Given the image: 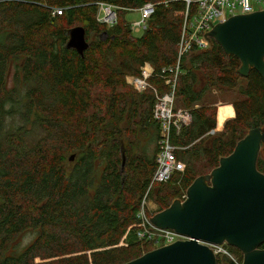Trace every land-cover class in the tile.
I'll return each mask as SVG.
<instances>
[{"label": "trees", "instance_id": "1", "mask_svg": "<svg viewBox=\"0 0 264 264\" xmlns=\"http://www.w3.org/2000/svg\"><path fill=\"white\" fill-rule=\"evenodd\" d=\"M97 2L118 7L116 23L97 20ZM146 2L156 3L154 13L136 37L119 10ZM184 9L183 0H0V264H121L154 248L136 228L119 244L137 221L159 137L153 91H137L126 76L145 62L156 72L176 62ZM77 25L88 42L83 55L66 46ZM237 66L213 39L181 58L175 102L184 107H175L188 109L191 121L172 142L183 147L175 154L186 173L178 190L158 183L155 212L182 198L201 151L215 167L248 128L264 123V78L254 68L223 130L209 133L216 107H196L209 88H235ZM148 82L168 89L159 76ZM231 115V105L220 107L218 125ZM256 167L264 173V155Z\"/></svg>", "mask_w": 264, "mask_h": 264}, {"label": "water", "instance_id": "2", "mask_svg": "<svg viewBox=\"0 0 264 264\" xmlns=\"http://www.w3.org/2000/svg\"><path fill=\"white\" fill-rule=\"evenodd\" d=\"M225 54L240 59L237 72L245 77L250 67L264 78V8L235 14L216 23L207 33ZM66 46L80 55L88 47L84 27L70 29ZM264 130L249 129L232 151L221 156L207 174L196 176L184 199L150 217L159 228L190 236L161 245L121 264H217L212 250L197 239L226 243L242 253V264H264V173L256 167ZM74 154L69 156L73 161ZM124 159L122 158L121 169Z\"/></svg>", "mask_w": 264, "mask_h": 264}, {"label": "built area", "instance_id": "3", "mask_svg": "<svg viewBox=\"0 0 264 264\" xmlns=\"http://www.w3.org/2000/svg\"><path fill=\"white\" fill-rule=\"evenodd\" d=\"M185 9L182 17L180 36L177 42L176 62L169 67H163L159 72L145 62L140 66V74H129L126 76V82L137 91H144L150 88L154 95V104L152 108L153 118L159 124V137L157 139V153L155 157L156 167L148 184L147 192L157 183L167 182L173 173L183 172L184 164L176 157V150L183 147L177 146L172 142V133H178L180 127L187 125L191 121V115L188 109L176 108L175 91L178 76L181 73V58L189 53L193 48L207 49L211 44V38L206 33L216 24L225 21L228 17L249 13L258 9L255 5L264 4V0H183ZM154 2H146L137 8H127V10L137 9L140 18L129 24L133 32L146 29L147 20L154 13ZM98 13L97 20L107 26H112L117 21V6L97 2ZM61 8H52V14H58ZM159 76L168 89L159 92L158 89L148 82V78ZM213 130L210 132L212 133ZM209 132V133H210ZM185 194L181 199H184ZM151 213L148 212L145 205V196L140 200L136 217L137 221L131 224V228H136L138 239L151 241L154 246L162 243L163 245L172 243L176 240L190 239V236L177 232L169 228L156 227L150 220ZM201 244L209 247L221 264H242L241 259L223 243H213L207 240L197 239Z\"/></svg>", "mask_w": 264, "mask_h": 264}, {"label": "rangeland", "instance_id": "4", "mask_svg": "<svg viewBox=\"0 0 264 264\" xmlns=\"http://www.w3.org/2000/svg\"><path fill=\"white\" fill-rule=\"evenodd\" d=\"M255 6L257 8H264V4H259V5H255ZM119 14H120V18L124 22L128 23L129 29H130V25L129 24L133 23L134 21H136V20H138L140 18V13H139V11L137 9L126 10V11L125 10H119ZM142 33H143V30H141V31L140 30L139 31H135L134 30L132 32L133 36H136V37L142 35ZM245 85H246V80H245L244 77L241 76L238 79V84H237V86L235 88H228V87H223L221 89L216 88V87L209 88V89H207V91H206L201 103L196 105V107H204V108H207L210 112H212L213 111V107L217 108V106L219 104L229 103V104H232V106H233V103H238L242 98H244L238 93V86L244 87ZM176 105L179 106V107H184L182 102H181L180 97H177V100L175 102V106ZM217 131H214V133H216ZM211 134H213V133H211ZM207 143H208V140H207ZM207 143L204 142L203 140H200V141L198 140L196 145H197V147H199L201 149V147L207 146ZM149 149H152V144L149 147ZM261 155H264V154H261ZM183 164H184V170H183V172H181L179 174L178 179L175 180L173 178L168 183H162L161 184L162 187L170 185V186L173 187L172 189H174V190H178V189L181 188V179H182V176H184V174L186 173V163H185V161H183ZM190 166L194 170V173H199L198 175L207 174V173H209L212 170V168H214L213 163H211L209 161V159L207 158L206 154L203 153V151H201L200 156L197 159H193L191 161ZM147 188H146V191H147ZM146 191H145V193H146ZM162 191L163 190L158 186V183H157V185H153L151 187V189L147 192L146 195H145V193L143 194L142 198L145 196V205H146V208H147L149 213H151V214L156 213L155 211L159 207V204L156 202L155 198L158 196L159 192H162ZM129 234H130L129 231L125 233L123 239L119 243L120 245L127 244V240L129 238ZM161 245H163V244L160 243L159 245H156V246L153 245V246H154V248H156V247H159ZM224 246L227 249H229L228 244L224 243ZM231 251L233 253L236 252L233 249H231Z\"/></svg>", "mask_w": 264, "mask_h": 264}, {"label": "flooded vegetation", "instance_id": "5", "mask_svg": "<svg viewBox=\"0 0 264 264\" xmlns=\"http://www.w3.org/2000/svg\"><path fill=\"white\" fill-rule=\"evenodd\" d=\"M227 55H232V56H234V57H236L237 58V60H238V66H237V69L239 68V66H240V59L237 57V56H235V55H233V54H227ZM250 68H253V67H250ZM250 70V69H249ZM249 72V71H248ZM248 75V74H247ZM246 77V76H245ZM233 108H234V106H233ZM234 116H235V109H234ZM234 116H232L231 118H233ZM230 119V118H229ZM226 121V120H225ZM216 127V126H215ZM223 127H224V123H223V126H222V128L220 129V130H223ZM254 127H260L261 128V130H264V123L263 124H260V125H256V126H252L251 128H254ZM251 128H248L247 130H246V132L249 130V129H251ZM211 130H213L212 131V133H214V131H217L215 128H213V129H211ZM210 130V131H211ZM220 130H218V131H220ZM209 131V132H210ZM217 131V132H218ZM246 132H245V134H246ZM211 133V132H210ZM262 153H264V142H261V145H260V150H259V153H258V156H259V154H262ZM258 159V158H257ZM231 246V245H230ZM232 247H234V246H232ZM234 248H236V247H234ZM258 248H264V246L263 245H260ZM239 252H240V250L238 249V248H236ZM231 251V250H230ZM232 252V251H231ZM241 253V252H240ZM237 255V254H236ZM238 257H239V255H237ZM240 259H241V261H242V253H241V257H239ZM243 263V262H242Z\"/></svg>", "mask_w": 264, "mask_h": 264}, {"label": "crops", "instance_id": "6", "mask_svg": "<svg viewBox=\"0 0 264 264\" xmlns=\"http://www.w3.org/2000/svg\"><path fill=\"white\" fill-rule=\"evenodd\" d=\"M127 84H129V83L127 82ZM174 105H175V102H174ZM224 105H231V107H232V109H233V115H231V116H227V117L224 119L223 123L225 122V120H227V119L231 118L232 116H234V108H233L232 104H229V103L219 104V105L217 106V109H216V128H215L216 130H220V129L222 128V126H223V123H222L221 125H218V111H219V108H220L221 106H224Z\"/></svg>", "mask_w": 264, "mask_h": 264}]
</instances>
